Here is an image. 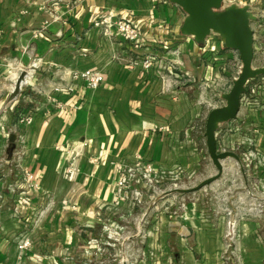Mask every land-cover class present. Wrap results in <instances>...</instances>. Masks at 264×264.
I'll use <instances>...</instances> for the list:
<instances>
[{
	"label": "crops",
	"instance_id": "obj_1",
	"mask_svg": "<svg viewBox=\"0 0 264 264\" xmlns=\"http://www.w3.org/2000/svg\"><path fill=\"white\" fill-rule=\"evenodd\" d=\"M241 1L258 22L253 64L264 67L263 13L252 9L264 0H233ZM107 16L137 28L140 47L94 27ZM184 18L168 0H0V109L20 72H30L0 116V264H264V212L251 214L239 196L225 195L236 177L245 194L254 189V174L235 160L179 206L175 198L151 205L146 219L142 209L129 217L134 204L114 203L116 166L137 157L164 175L200 183L215 175L205 122L241 63L217 34L201 44L182 35ZM140 55L156 63L143 70ZM84 70L103 74L98 88L73 80ZM260 84L247 89L243 101L252 104H242L237 120L219 127L218 149L249 144L264 155ZM22 116L31 122L18 124ZM10 134L17 136L11 158ZM116 213L143 224L126 236Z\"/></svg>",
	"mask_w": 264,
	"mask_h": 264
},
{
	"label": "water",
	"instance_id": "obj_2",
	"mask_svg": "<svg viewBox=\"0 0 264 264\" xmlns=\"http://www.w3.org/2000/svg\"><path fill=\"white\" fill-rule=\"evenodd\" d=\"M168 1L179 7L185 14L179 29L182 35L192 36L196 43L201 44L211 34H217L221 37L224 48L235 51L241 63L240 71L233 80L231 88L222 96L224 105L211 110L205 122L206 150L216 174L194 188L177 190L180 194H186L200 190L220 179L223 162L227 159L240 163V157L237 154L218 149L216 133L220 125L237 118L241 109L242 97L247 93V84L257 77H264V67H255L253 64L254 38L251 23L256 21V16L249 10V7H239L234 4L228 6L225 3L226 0ZM29 77L28 70L24 69L20 72L0 109V116L11 109L19 99ZM16 140L15 134H10L7 138L6 155L10 158L15 150Z\"/></svg>",
	"mask_w": 264,
	"mask_h": 264
},
{
	"label": "rangeland",
	"instance_id": "obj_3",
	"mask_svg": "<svg viewBox=\"0 0 264 264\" xmlns=\"http://www.w3.org/2000/svg\"><path fill=\"white\" fill-rule=\"evenodd\" d=\"M260 1H263V0H260ZM225 3L228 6L234 4L239 7H243V5L245 4L242 1L235 4L233 0H226ZM248 5L249 7H251V4H248ZM252 9H254L253 11L255 12L258 11L260 13H263V17L260 20L264 21V4L253 6ZM257 23H258L257 20L255 22H252L251 28L253 27V29L256 30L258 28ZM254 66L257 67L256 64H254ZM263 80H264V77H257L249 81L251 83L249 85L247 84L248 86L247 89L249 88L250 90V89H253L254 87L255 88L258 87L259 86L258 84L264 82ZM260 87H262L261 84H260ZM242 104L245 108L246 106H249L250 104H252V102H250V100L242 101L241 108H242ZM235 120H237V118ZM220 126H224V124ZM223 131L225 133H228V135L233 134L231 131L228 130V128H225V127ZM240 137L242 138L244 137V135L240 133ZM219 150L220 151H224V150L232 151L233 153L237 154L240 157V163L238 164L236 161L233 160L236 163L237 168L244 170L246 176L248 174L250 175L254 174L255 176V177H251V184L254 189L253 191L249 193V195L245 194L247 192L241 191L243 190V179L241 177H240V182H239V177H236L237 179L236 181L232 182L231 180L225 183V185L227 186L224 188V190H226L227 192L225 193V195L229 197V199L231 198V196H235L236 197L234 198L235 200H237L239 196L241 198L240 201L241 202L243 201L246 204V206L249 207L251 214L256 213L258 211L264 212V155L256 151L253 145H249V144L244 145V146H239L235 149H221L220 148ZM248 158H250V160H248ZM227 160H232V159H227ZM214 172L216 174V170ZM199 183L200 182L197 180H188L186 177L181 178L180 176L173 177V176L162 174L160 175L158 182L154 184L153 186L140 187L139 189L140 196L136 198L137 200H135V197L133 194L132 195L130 194V197L134 198V201L132 202L134 204V209H133L132 214L129 217L131 219H133L136 216L138 217L139 215L138 209H142L140 218L146 219L151 210V205L154 204L156 206V204L158 203L160 204L164 200L171 199V198H175L173 200L176 203V206H179L178 204L181 202V200L183 199L187 200V197L185 196V194L178 193L177 190L187 189L193 186L195 187ZM247 201L249 203L248 205H247ZM121 206H118L115 209H118ZM112 216H113V222L115 223L117 222V225H118V226L116 225L115 227L120 228L121 233L125 235L127 234L126 236H129L130 233L134 234V232H136L137 229L139 228L138 225L140 224L142 226L143 224L141 221H138L135 226L132 223V221H134L135 219L132 221H130L131 219L127 220L129 217L127 219H124L123 217H121L120 213L113 214Z\"/></svg>",
	"mask_w": 264,
	"mask_h": 264
},
{
	"label": "built area",
	"instance_id": "obj_4",
	"mask_svg": "<svg viewBox=\"0 0 264 264\" xmlns=\"http://www.w3.org/2000/svg\"><path fill=\"white\" fill-rule=\"evenodd\" d=\"M94 27L101 28L104 35H109L113 30L116 36L121 38L124 42L131 44L134 49H138L141 45L140 33L130 22L115 16H107L94 23ZM141 56V55H140ZM143 70L151 69L156 60L149 56H141L138 58ZM136 62L137 64H140ZM135 63V64H136ZM73 80H81L85 83L86 87L90 90L96 89L103 82L104 76L100 71L84 70L76 72L72 76ZM58 91V90H57ZM68 91H71L69 88ZM245 96V95H244ZM243 96V97H244ZM242 97V101H243ZM242 103V102H241ZM31 117L22 116L18 120V124H29ZM119 171V177L115 185V198L114 203H123L130 206L133 205L134 195L135 200L140 196V187H151L156 184L163 173L154 170L150 163L143 161L137 157L132 164L119 163L116 166ZM164 175V174H163ZM31 180V178H28ZM23 203L27 204L25 200ZM28 242H21L18 246L20 249L27 247Z\"/></svg>",
	"mask_w": 264,
	"mask_h": 264
}]
</instances>
